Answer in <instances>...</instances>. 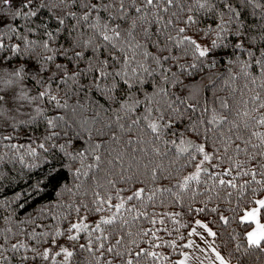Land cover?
Here are the masks:
<instances>
[{"label": "trees", "instance_id": "obj_1", "mask_svg": "<svg viewBox=\"0 0 264 264\" xmlns=\"http://www.w3.org/2000/svg\"><path fill=\"white\" fill-rule=\"evenodd\" d=\"M19 3L0 2V264H179L197 219L225 261L264 264L240 217L264 195V0Z\"/></svg>", "mask_w": 264, "mask_h": 264}, {"label": "crops", "instance_id": "obj_2", "mask_svg": "<svg viewBox=\"0 0 264 264\" xmlns=\"http://www.w3.org/2000/svg\"><path fill=\"white\" fill-rule=\"evenodd\" d=\"M213 230L201 219L193 222L186 239L188 249L179 258V264H221L218 251L212 245ZM219 257H222L219 254ZM223 258V257H222ZM224 264H232L227 261Z\"/></svg>", "mask_w": 264, "mask_h": 264}, {"label": "snow or ice", "instance_id": "obj_3", "mask_svg": "<svg viewBox=\"0 0 264 264\" xmlns=\"http://www.w3.org/2000/svg\"><path fill=\"white\" fill-rule=\"evenodd\" d=\"M0 2L4 3V4H8L10 3V0H0ZM147 2L149 4L152 3V0H147ZM32 4V0H20V3L18 5H15V7L17 8V11L15 12V16H20V15H31V16H35L36 13L35 12H28L26 11L27 9L30 8V5ZM94 7V6H93ZM137 11H139V9H137ZM84 19H87V16L84 17ZM63 21H61L62 23ZM181 32L184 31V29H180ZM116 35L118 36L119 33H116ZM104 40H110L111 37H109L108 35H104ZM192 44H195V41H191ZM45 47H47V45H45ZM197 50H199V55L200 56H205L207 54V50L206 49H200L199 45H196ZM77 55H79V53H77ZM51 59V58H50ZM43 95V94H42ZM0 99H3V97H0ZM264 106V105H262ZM261 123H264V120H261ZM153 128V131H156V125H152L151 126ZM41 147H43V145H41ZM201 151H203V149H200ZM205 159H209V157L207 155H205ZM192 179H195V177H192ZM137 195H139V193H137ZM131 199V197H130ZM257 203L259 205H261L262 207H264V200H260L257 201ZM250 216L253 217V219H255V212L250 213ZM106 223H110V221H105ZM73 227H77L76 225H73ZM257 228L258 231H252L248 233V239L249 242L253 245H259L261 243V241H264V225H260L259 222L257 221ZM214 235V234H213ZM70 238H74V237H70ZM68 256L71 255V253H67ZM45 258H47V253H45ZM217 258L221 260V264H224L223 258L219 257V254H217Z\"/></svg>", "mask_w": 264, "mask_h": 264}, {"label": "rangeland", "instance_id": "obj_4", "mask_svg": "<svg viewBox=\"0 0 264 264\" xmlns=\"http://www.w3.org/2000/svg\"><path fill=\"white\" fill-rule=\"evenodd\" d=\"M260 200H264V195H261L259 196L255 203L252 204L251 206H249L248 208H246L242 214L240 215L241 219L243 220H247V221H251V227L249 228V230L247 231V240L249 241L248 239V233L249 232H252V231H258V228H257V221L259 222L260 225H263V222L260 220L259 218V209H260V206L257 201H260ZM255 212V219H253L252 216H250L249 214L250 213H253Z\"/></svg>", "mask_w": 264, "mask_h": 264}]
</instances>
